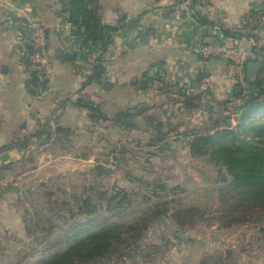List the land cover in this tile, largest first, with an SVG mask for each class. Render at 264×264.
Wrapping results in <instances>:
<instances>
[{"label":"crops","instance_id":"crops-1","mask_svg":"<svg viewBox=\"0 0 264 264\" xmlns=\"http://www.w3.org/2000/svg\"><path fill=\"white\" fill-rule=\"evenodd\" d=\"M71 1L0 0V168L58 156L126 162L131 173L142 174L149 163L158 177L193 176L191 138L221 117L224 102L228 111L236 108L235 94L246 93L240 82L248 81L241 67L190 47L220 39L246 50L250 37L264 43V0H93L100 22L118 29L105 51L74 36ZM31 19L47 29L53 66L40 95L25 73L24 23ZM98 61L104 74L90 82ZM203 73L212 86L195 91ZM188 87L189 99L201 95L191 106L184 102ZM87 106L106 119H93ZM130 109L140 112L134 127L112 121Z\"/></svg>","mask_w":264,"mask_h":264},{"label":"rangeland","instance_id":"rangeland-1","mask_svg":"<svg viewBox=\"0 0 264 264\" xmlns=\"http://www.w3.org/2000/svg\"><path fill=\"white\" fill-rule=\"evenodd\" d=\"M224 107L221 118L230 117V124L236 125V108L228 111L226 103ZM193 163V176L184 179L158 177L149 163H145L147 174L131 173L126 162H81L58 156L3 165L0 264H43L63 253L66 232L89 220L84 215L71 217L76 209L69 214L72 200L81 201V197H90L92 218L109 217L121 225L120 241L101 261L76 264H264V212L223 211L219 191L228 181L225 171H219L209 158ZM92 186L109 196L127 197L107 214L106 201L91 196ZM188 208L196 209L191 217L184 211ZM150 211L160 214L159 219L141 237L130 233L128 227L138 226ZM177 211L182 213L179 220L173 218ZM60 215L64 218L59 219Z\"/></svg>","mask_w":264,"mask_h":264},{"label":"trees","instance_id":"trees-1","mask_svg":"<svg viewBox=\"0 0 264 264\" xmlns=\"http://www.w3.org/2000/svg\"><path fill=\"white\" fill-rule=\"evenodd\" d=\"M93 0H72L70 3L69 23L75 28L74 36L83 46L100 45L105 51L114 33L118 30L103 25L97 15ZM218 43H223L217 39ZM101 61L95 63L94 71L88 81H99L104 74ZM162 68L158 67V75ZM264 76V73H263ZM258 76L248 82L250 90L247 93L235 94L241 99L236 107V125L230 124V117H215L205 130L195 132L189 142L190 157L195 160L210 159L219 171L224 170L228 176L226 185L220 189L219 198L222 210L228 214L242 212L244 215L255 210L264 212V77ZM186 105L199 102L201 95L189 99L184 96ZM227 102H224L225 104ZM88 107V106H87ZM90 108L93 119L105 120L106 117L94 107ZM140 115L136 109L118 112L112 121L125 128L134 127L133 120ZM94 186V185H93ZM92 186V187H93ZM91 196L105 202L104 211L109 214L115 207L125 201L127 196L115 194L109 196L106 192L90 188ZM90 197L72 200L69 214L74 209L76 215H84L89 220L86 223H76L65 234L63 242L66 248L63 253L53 256L43 264H76L82 260L99 262L105 255L111 254L114 244L120 241L117 236L121 225H115L104 217L101 220L92 218V208L88 206ZM166 209V208H165ZM164 209V210H165ZM75 210V211H76ZM189 217L196 209L184 210ZM114 217L116 215H113ZM181 211L173 218L179 220ZM158 217V218H157ZM160 214L148 212L138 226L133 224L129 232H135L139 237L146 232L148 225L157 221ZM64 216L60 215L59 219ZM142 222V224H141ZM51 234V233H49Z\"/></svg>","mask_w":264,"mask_h":264},{"label":"built area","instance_id":"built-area-1","mask_svg":"<svg viewBox=\"0 0 264 264\" xmlns=\"http://www.w3.org/2000/svg\"><path fill=\"white\" fill-rule=\"evenodd\" d=\"M264 13V11H263ZM24 41L27 46L25 55V73L29 81L30 89L34 94L43 93L44 82L52 74L53 66L48 51L47 29L37 19H31L24 23ZM75 41V40H74ZM79 41V40H78ZM249 49H240L233 45L211 41L207 44L193 43L191 51L204 58H217L242 67L248 62L261 64L264 73V43L260 38H249ZM245 92L250 90L248 83L240 82ZM212 86L210 75L203 73L200 81V91L207 92ZM190 87L184 89L185 95H190Z\"/></svg>","mask_w":264,"mask_h":264},{"label":"water","instance_id":"water-1","mask_svg":"<svg viewBox=\"0 0 264 264\" xmlns=\"http://www.w3.org/2000/svg\"><path fill=\"white\" fill-rule=\"evenodd\" d=\"M241 73L245 75V78L248 82H251L252 78H254V76H260L263 72L261 70V64L257 63V62H248L247 64H245L244 66L241 67ZM200 88V83L197 84V87L195 88L196 90H199ZM237 92H241V87H237L236 88ZM208 104L205 103L204 104V108H207ZM177 237L180 238H186L187 235L182 234V233H177L176 234Z\"/></svg>","mask_w":264,"mask_h":264}]
</instances>
